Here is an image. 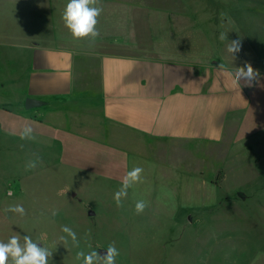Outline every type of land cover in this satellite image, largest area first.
Instances as JSON below:
<instances>
[{
  "label": "rangeland",
  "instance_id": "374dc122",
  "mask_svg": "<svg viewBox=\"0 0 264 264\" xmlns=\"http://www.w3.org/2000/svg\"><path fill=\"white\" fill-rule=\"evenodd\" d=\"M136 1L138 11L128 8V2ZM187 1L191 8L196 6L192 12L202 13L203 23L207 3L215 5V17L226 10L219 3L234 4L235 17L244 15L243 31L264 39V0ZM169 2L182 0H99L103 9L96 25L99 36L115 32L117 20L134 26L140 40L169 18L144 11L167 8ZM67 3L0 0V28L14 34L24 32L25 26L29 43L40 33L43 18H49L63 45L86 52L91 39H74L63 22ZM241 7L243 14L238 13ZM185 28L187 46L205 49L207 43L194 35L188 22ZM243 50L241 46L235 59L244 58ZM17 59L16 54L0 57V78L6 83L13 80ZM216 59L222 60L187 57L201 62ZM7 69L12 74L4 72ZM23 91L17 84L9 92L0 88V241L29 235L52 252L49 264H82L76 258L79 251L101 253L112 243L119 251L116 264H264V137L226 135L219 144L153 142L184 146L187 167L178 163L170 169L167 161L174 167L175 154L150 153L135 136L115 138V132L106 141L95 119L90 129H79L64 117L51 119L44 105L26 109ZM25 126L33 128L34 140L20 139ZM37 156L36 168L27 169ZM134 167L143 169L141 182L129 188L117 206L114 194ZM139 200L147 203L141 214L135 212ZM14 204L22 205L25 214L5 211ZM62 226L76 233L79 247L70 237L67 243L59 239L67 237Z\"/></svg>",
  "mask_w": 264,
  "mask_h": 264
},
{
  "label": "crops",
  "instance_id": "0c3cea01",
  "mask_svg": "<svg viewBox=\"0 0 264 264\" xmlns=\"http://www.w3.org/2000/svg\"><path fill=\"white\" fill-rule=\"evenodd\" d=\"M187 2H169L167 8L145 10L169 18L140 40L134 26L114 19L115 32L90 40L86 52L63 45L49 18H43L40 33L29 43L25 26L24 32L21 29L14 34L0 28V57L18 55L13 80L6 83L0 78L4 82L0 88L9 92L12 86L20 85L23 101L39 100L48 108L51 119L64 117L79 129H90L95 119L102 125L106 141L115 132V138L135 136L150 153L175 154L174 167L167 161L170 169H176L178 163L186 164L184 146L153 142L219 144L226 135L264 137V48L260 46L264 39L243 31L240 18L244 15L235 17L234 4L219 3L226 10L215 17V5L207 3L205 24L202 13L192 12L196 6L191 8ZM127 6L139 10L137 1ZM244 10L241 7L238 13ZM187 22L194 35L207 43L205 49L187 46ZM226 31L227 39L221 41L220 34ZM233 40H240L247 51L242 60L233 61L227 53V45ZM214 56L222 60H187ZM245 62L259 70L260 77L250 84L241 80L240 86L234 87L228 73ZM219 64L228 71L218 70ZM9 70L4 72L12 74ZM180 153L183 155H176Z\"/></svg>",
  "mask_w": 264,
  "mask_h": 264
},
{
  "label": "clouds",
  "instance_id": "9594fccd",
  "mask_svg": "<svg viewBox=\"0 0 264 264\" xmlns=\"http://www.w3.org/2000/svg\"><path fill=\"white\" fill-rule=\"evenodd\" d=\"M99 0H68V3L63 11L62 19L65 27L69 30L74 39H91L95 40L99 36V31L96 28L98 18L103 9L99 7ZM220 40L227 39L225 33L220 34ZM241 50L240 40L229 41L227 52L235 59V54ZM218 70L221 72L228 71L223 64H219ZM231 77V82L234 87L240 86V81L244 80L250 84L253 80H258L260 72L254 69L251 63L245 62L243 66L236 67L233 72L228 73ZM33 128L25 126L20 131L21 140H34ZM40 158L30 160L27 164V169H34ZM141 167H134L128 171L122 180V185L114 194V200L117 206H121L122 199L128 194V189L133 187L138 182H141ZM147 207L144 200H139L135 204V212L141 214ZM6 212H12L20 215L25 214V209L20 204L9 205L5 209ZM55 215V213H53ZM62 232L67 234V237L61 236L59 239L67 243V238L70 237L74 246L79 247V241L76 233L67 226H62ZM23 241V243H21ZM52 252L44 246H40L39 241H34L31 236L19 234L12 235L7 242L0 241V264H49V258ZM119 251L115 244L107 246L106 254H101L97 250H92L88 253L79 251L76 258L82 260V264H116V257Z\"/></svg>",
  "mask_w": 264,
  "mask_h": 264
},
{
  "label": "water",
  "instance_id": "95a60500",
  "mask_svg": "<svg viewBox=\"0 0 264 264\" xmlns=\"http://www.w3.org/2000/svg\"><path fill=\"white\" fill-rule=\"evenodd\" d=\"M41 105H42V102L41 101L36 100V99H32V98H26L25 101H24V107L26 109H30V108H34V107H39ZM237 195L241 197L240 193H238ZM101 254L102 255L103 254H106V251H102Z\"/></svg>",
  "mask_w": 264,
  "mask_h": 264
}]
</instances>
